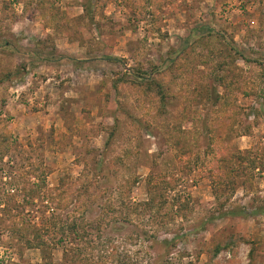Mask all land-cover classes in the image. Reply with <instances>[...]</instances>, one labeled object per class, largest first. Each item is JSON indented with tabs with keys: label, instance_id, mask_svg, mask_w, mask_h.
<instances>
[{
	"label": "rangeland",
	"instance_id": "obj_1",
	"mask_svg": "<svg viewBox=\"0 0 264 264\" xmlns=\"http://www.w3.org/2000/svg\"><path fill=\"white\" fill-rule=\"evenodd\" d=\"M0 264H264V0H0Z\"/></svg>",
	"mask_w": 264,
	"mask_h": 264
}]
</instances>
